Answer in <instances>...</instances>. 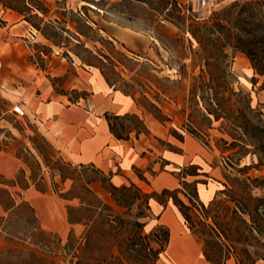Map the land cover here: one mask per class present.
Here are the masks:
<instances>
[{
	"label": "rangeland",
	"instance_id": "1",
	"mask_svg": "<svg viewBox=\"0 0 264 264\" xmlns=\"http://www.w3.org/2000/svg\"><path fill=\"white\" fill-rule=\"evenodd\" d=\"M166 1L101 0L94 5L40 0L44 12L33 6L24 14L51 40L28 35L26 49L39 67L54 72L66 66L75 73L74 64L98 66L111 84L131 94L169 131L193 135L226 182L213 203L202 209L192 203L196 210L189 226L199 238L188 233L182 219L173 220L168 245L164 228L148 232L143 226L147 202L137 189L115 191L124 201L117 203L106 176L91 166L67 165L25 115L11 111L19 102L1 92L0 149L22 158L17 180L44 192L51 218L41 219L45 230L26 205L8 214L0 211V264H210L201 254L202 238L218 256L229 252L242 264H264V160L258 162L256 145L241 128L248 117L261 128L253 130L256 137H264V76L231 47L225 48V57L207 59L209 41L200 44L190 33L193 22L209 24L215 14L226 15L229 9L234 17L239 6L233 4L249 0H221L199 21ZM1 4L24 10L22 0H0V9ZM260 7L264 12V4ZM15 84L20 82L12 81L3 90L14 94ZM122 122L137 127L136 121ZM96 183L102 187L100 195ZM56 194L71 198L69 203L79 207L74 217L85 218L86 225L70 236L65 202ZM155 221L151 218L150 226Z\"/></svg>",
	"mask_w": 264,
	"mask_h": 264
},
{
	"label": "crops",
	"instance_id": "2",
	"mask_svg": "<svg viewBox=\"0 0 264 264\" xmlns=\"http://www.w3.org/2000/svg\"><path fill=\"white\" fill-rule=\"evenodd\" d=\"M28 35H40L46 40L19 13L0 9V93L19 102L24 115L67 164L91 166L115 186L133 183L148 194L149 207L144 220L148 232L163 226L169 230L170 241L173 220L182 219V225L196 238L165 190L175 191L177 198L187 202L185 194L195 189L204 204L221 193L226 183L225 175L216 173L218 167H211L203 147L194 141L192 134L181 133L180 138L179 134L169 131L166 124L146 111L131 95L110 86L97 67L74 64L75 73L68 71L66 66L59 72L50 67H39L26 49L31 44ZM12 81L20 84L12 85L14 94L10 95L3 86L12 84ZM106 113H136L143 119L148 132L137 135L131 132L128 138H117L109 129ZM23 167L21 157L0 149V189L12 192L16 203H27L39 226L45 229L41 219L51 218V210L44 204L42 190L34 185L21 187L17 175ZM96 185L100 195L102 187ZM56 195L65 202L63 213L68 225L67 234L70 230L75 232L82 224L71 226L69 222L70 199ZM0 211L8 213L1 200ZM151 218L156 220L152 226L149 223ZM230 260L237 264L233 258L224 264Z\"/></svg>",
	"mask_w": 264,
	"mask_h": 264
},
{
	"label": "trees",
	"instance_id": "3",
	"mask_svg": "<svg viewBox=\"0 0 264 264\" xmlns=\"http://www.w3.org/2000/svg\"><path fill=\"white\" fill-rule=\"evenodd\" d=\"M22 1L24 5V8H23L24 10L22 11H17L15 7L12 5L6 4L3 6L1 4V6L3 10L11 9L19 13L22 16V18L25 19L27 22H29L39 33L43 35V37H45L48 40H51V37L48 34H46L42 28H40L38 25L33 24L32 21L28 18V16L24 14L25 9H30L33 6L36 7V9L40 10L41 12H44L45 10L44 8H41L42 3L40 2V0H22ZM84 1L92 3L94 5L100 4L101 2V0H84ZM166 4L168 5L174 4L177 12L183 15L181 13L179 4L176 0H167ZM262 4H264V1H261V0H249V1L243 2L242 4L234 3L233 6L235 7L239 6V9L236 12V16L234 17L231 16L232 12L229 11L230 9L228 8L229 10L226 11L227 12L226 15H223L220 13L215 14V16L210 20L211 22L209 24L204 23L201 25H197V23L193 22L192 28L190 30L192 37L195 38L200 44L204 43L205 41H209L211 45V48L205 49V51H207V55H206L207 59L219 60L220 58L225 57L227 55V53L225 52V48L231 47L245 54L254 72L261 76H264V12L260 7ZM208 64L209 62H207V65ZM88 66H94V67L99 68L98 66L93 65V64H89ZM99 70L101 71L100 68ZM101 73L103 77L105 78V80L107 81V83L110 86L115 87L113 84H111L108 81V79L104 76L102 71ZM232 93L233 91L231 90V94ZM150 105L153 106L152 104ZM247 106L251 110L249 105H246V107ZM105 117L108 121L109 129L111 133H113V135L117 138H128L131 132H134L136 135L141 132L143 133L148 132V129L146 125L144 124L143 119L140 117V115L136 113H127L123 115L106 113ZM215 117L217 119L220 118L218 114H215ZM123 119L129 120V122L136 121L137 127L135 125L129 126L130 124L125 126L122 122ZM241 128H243L244 134L247 133L250 141H253V144L255 143L254 144L256 145L255 151L257 153L258 162L260 163L262 160H264V137L261 136V138H257L256 135L253 133V130H258L260 132L261 128L253 124L248 117H246L245 122L241 124ZM39 134L42 136L45 143L52 146L44 138V136L41 133ZM178 137L182 138V135L179 134ZM227 145H228L227 148L230 149L231 147L229 146V144ZM67 165L71 166L70 164H67ZM245 167H248V165H245ZM109 183H110V188L108 191L111 194H113V199L117 203L123 204L124 201L118 196L117 197L115 196L116 195L114 194L115 191H118V192L126 191L129 189V187H134L135 189H137L138 192L142 194V196L145 197L146 202H147V210H148L149 195L146 193H143L139 187L135 186L133 183L129 185H123L120 187L113 185L110 181ZM6 184L11 186L10 182H7ZM20 185L22 188H25L28 186V185H22V184ZM165 193H168L172 197L173 202L178 206L179 211L181 212L184 218L185 224L187 225L190 232L194 236L199 238V235L195 231H193V229H191V227L189 226V223H190L189 220L191 218L190 216L191 211L193 209L196 210L195 204H192V203H196V206L199 209H202V207H205L207 204L213 203L215 198L211 200L209 203L204 204L203 202L199 200L197 191L195 189L190 190L188 194H185L187 197V202H184L180 198H177L175 191L165 190ZM221 193H223V190L221 191ZM14 196L15 195H13V193L10 192L8 189H4V188L0 189V200H1V203L8 210V213L13 211L19 205H26L30 209L33 216L35 217L32 208L25 202L16 203V197ZM77 209H79V207L77 206H70L68 208V218H69V222L71 226L77 223L86 225V223H84L85 218L74 217L73 213ZM35 219L37 220L36 217ZM143 226L145 227L144 222H143ZM157 227H161L165 229L164 234H165V241L167 245L169 241V230L163 226H157ZM210 229L211 231L215 233L213 228L210 227ZM152 231H155V229H153ZM73 233H75L74 230H70L68 236H70ZM158 252L156 251V254H158ZM202 254L208 262H211L213 264H224L228 259H231V258H233L237 264H242V262L237 256L232 255L229 252L227 254H224L223 256L216 255L214 252L210 250L207 241L203 238H202ZM51 263L56 264L55 262H51ZM70 264H77V263L71 261ZM252 264H256V261H252Z\"/></svg>",
	"mask_w": 264,
	"mask_h": 264
},
{
	"label": "built area",
	"instance_id": "4",
	"mask_svg": "<svg viewBox=\"0 0 264 264\" xmlns=\"http://www.w3.org/2000/svg\"><path fill=\"white\" fill-rule=\"evenodd\" d=\"M220 2L221 0H181L178 4L183 15L199 21L207 17ZM11 111L17 115H24V110L20 104L13 105Z\"/></svg>",
	"mask_w": 264,
	"mask_h": 264
},
{
	"label": "bare ground",
	"instance_id": "5",
	"mask_svg": "<svg viewBox=\"0 0 264 264\" xmlns=\"http://www.w3.org/2000/svg\"><path fill=\"white\" fill-rule=\"evenodd\" d=\"M173 236H175V233L173 232ZM176 260V259H175ZM179 260H180V258H179ZM176 263V262H175ZM183 264V263H182Z\"/></svg>",
	"mask_w": 264,
	"mask_h": 264
}]
</instances>
